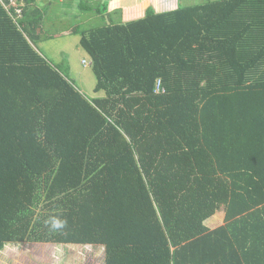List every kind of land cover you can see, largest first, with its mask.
I'll return each mask as SVG.
<instances>
[{"label":"trees","instance_id":"16d2710c","mask_svg":"<svg viewBox=\"0 0 264 264\" xmlns=\"http://www.w3.org/2000/svg\"><path fill=\"white\" fill-rule=\"evenodd\" d=\"M41 4L0 0V251L264 264V0L151 5L130 21L105 3L103 25L73 31L96 97L36 46Z\"/></svg>","mask_w":264,"mask_h":264},{"label":"rangeland","instance_id":"374dc122","mask_svg":"<svg viewBox=\"0 0 264 264\" xmlns=\"http://www.w3.org/2000/svg\"><path fill=\"white\" fill-rule=\"evenodd\" d=\"M42 2V36L36 46L53 64L64 67L70 63L69 79L89 97H96L93 88L96 77L90 65L81 63L85 50L80 45L81 35L73 31L89 32L104 24L98 9L129 5L123 21H130L153 5L158 10L173 9L210 0H40ZM49 4L48 6H44ZM118 7V8H120ZM117 8V9H118ZM119 18V17H118ZM71 30L70 35L65 31ZM87 55V54H86ZM86 57V56H85ZM88 59V56L86 57ZM83 88V89H82ZM105 248L98 245H79L40 242L8 243L0 251V264H105Z\"/></svg>","mask_w":264,"mask_h":264},{"label":"crops","instance_id":"0c3cea01","mask_svg":"<svg viewBox=\"0 0 264 264\" xmlns=\"http://www.w3.org/2000/svg\"><path fill=\"white\" fill-rule=\"evenodd\" d=\"M118 7H120V6H110L109 8H110V11H114V10H116ZM128 7H130V6H129V5H123V6H121V8L123 9L121 18H122L123 20H124L123 15H124V13L126 12V10L128 9ZM143 15H145V12L142 13L140 16H143ZM140 16H139V17H140ZM117 17H119V16H117ZM126 21H127V20H126ZM71 33H72L71 30H67V31H65V34H66V35H70ZM80 39H81V38H80ZM85 56L87 57V55L85 54V55L83 56L82 60H81V63L84 64L85 67L88 66V65L91 66V62H90L89 58L87 59ZM84 60H86L87 62H84Z\"/></svg>","mask_w":264,"mask_h":264},{"label":"clouds","instance_id":"9594fccd","mask_svg":"<svg viewBox=\"0 0 264 264\" xmlns=\"http://www.w3.org/2000/svg\"><path fill=\"white\" fill-rule=\"evenodd\" d=\"M64 224H65V222L61 221L59 219L53 218V220H52V227L53 228H62V227H64Z\"/></svg>","mask_w":264,"mask_h":264},{"label":"built area","instance_id":"2783aa9c","mask_svg":"<svg viewBox=\"0 0 264 264\" xmlns=\"http://www.w3.org/2000/svg\"><path fill=\"white\" fill-rule=\"evenodd\" d=\"M19 12H21V10H19ZM86 62V61H84ZM165 91V88L162 87V83L161 81L158 82L157 86H156V92H164Z\"/></svg>","mask_w":264,"mask_h":264}]
</instances>
